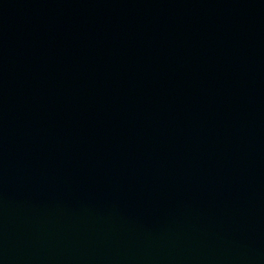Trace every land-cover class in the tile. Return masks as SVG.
Listing matches in <instances>:
<instances>
[{
  "label": "water",
  "instance_id": "water-1",
  "mask_svg": "<svg viewBox=\"0 0 264 264\" xmlns=\"http://www.w3.org/2000/svg\"><path fill=\"white\" fill-rule=\"evenodd\" d=\"M0 264H264V0H0Z\"/></svg>",
  "mask_w": 264,
  "mask_h": 264
}]
</instances>
